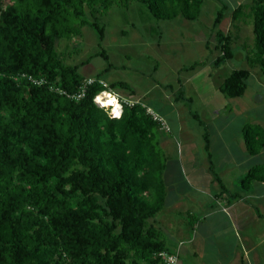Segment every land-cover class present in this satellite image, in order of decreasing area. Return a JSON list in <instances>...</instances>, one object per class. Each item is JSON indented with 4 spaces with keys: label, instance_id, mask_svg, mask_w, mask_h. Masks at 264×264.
<instances>
[{
    "label": "trees",
    "instance_id": "1",
    "mask_svg": "<svg viewBox=\"0 0 264 264\" xmlns=\"http://www.w3.org/2000/svg\"><path fill=\"white\" fill-rule=\"evenodd\" d=\"M131 1L142 6L148 21L161 22L195 21L203 4L0 0V264H160L158 254L169 251L154 223L166 200L165 164L153 144L155 134L163 131L160 124L141 102L123 105L120 118H113L93 101L103 90L96 81L78 100L56 90L78 91L87 78L79 69L91 57L68 63L58 42L80 37L90 27L101 46L110 8L127 9ZM225 9L224 4L212 25L214 67L233 57L241 32L237 23L249 20L252 25L251 44H242L248 68L232 70L218 88L223 96L238 98L250 69L258 67L264 78V0L239 3L230 15L233 31L218 27ZM95 55L107 59L103 50ZM199 64L181 69L191 71ZM22 73L43 82L14 79ZM101 74L92 78L103 79ZM108 85L128 88L123 82ZM182 96L179 90L174 99ZM248 126L242 127L241 137L247 152L256 155L264 146V129ZM203 140L210 158L207 130ZM212 173L219 195L228 193ZM262 180L264 165L253 166L240 180L241 191L228 195L236 198Z\"/></svg>",
    "mask_w": 264,
    "mask_h": 264
},
{
    "label": "rangeland",
    "instance_id": "2",
    "mask_svg": "<svg viewBox=\"0 0 264 264\" xmlns=\"http://www.w3.org/2000/svg\"><path fill=\"white\" fill-rule=\"evenodd\" d=\"M245 1L203 0L197 20L177 18L163 22L148 21L147 12L137 1H131L127 9L113 5L107 14L101 46L90 27H84L80 37L62 39L57 44L58 52L68 63L79 64L91 56L80 67L81 74L96 77L102 73L107 83H125L128 88L114 90L125 97L132 90L131 100L141 102L165 120L169 131L155 134L153 144L163 157L164 173L170 182H190V176L193 178L197 171L217 173L220 168L215 164L227 154H232V160L226 166H236L242 161L236 150L242 127L249 124V128L264 129V78L258 67L250 69L243 96L228 98L218 90L232 70L248 68L242 44H251L253 39L249 20L237 23L241 32L232 47L233 57L218 67L213 64L217 56L212 31L216 12L226 5L218 27L233 31L231 11ZM101 50L107 59L95 55ZM193 62L200 64L191 71L181 69ZM179 90L183 96L175 100ZM205 130L211 132L213 140L210 158L204 149ZM234 186L230 188L234 190ZM164 212L172 213L173 208L162 210L154 218L156 222ZM182 218L188 220L186 216ZM156 226L165 244L173 240L174 231Z\"/></svg>",
    "mask_w": 264,
    "mask_h": 264
},
{
    "label": "crops",
    "instance_id": "3",
    "mask_svg": "<svg viewBox=\"0 0 264 264\" xmlns=\"http://www.w3.org/2000/svg\"><path fill=\"white\" fill-rule=\"evenodd\" d=\"M211 139L210 135V145ZM237 147L242 156L239 164L226 166L232 154L215 164L228 193L240 192V180L249 169L264 165V146L259 154L250 155L241 137ZM202 173L197 171L190 182L180 183L170 182L164 173L163 210L172 207L173 212H164L154 221L175 233L166 248L179 251L178 264H264V180L232 198L228 193L219 195L220 186L212 173Z\"/></svg>",
    "mask_w": 264,
    "mask_h": 264
},
{
    "label": "built area",
    "instance_id": "4",
    "mask_svg": "<svg viewBox=\"0 0 264 264\" xmlns=\"http://www.w3.org/2000/svg\"><path fill=\"white\" fill-rule=\"evenodd\" d=\"M14 79L15 80H26L27 82H30V83H32L34 85H39V84H41L43 82L42 79H37V78H35V77L31 76V75L25 74V73H22L20 76L14 77ZM95 81L98 82L103 87V90H101L100 92L113 90L112 88L109 87L108 83L106 81H104L103 79H99L98 80V79H95V78H92V77H87L82 82V84L80 85V88H79L78 91H75V92H72V93H65L63 90H60V89H56V90L58 92H60V93L66 94L68 97H71V98H74V99L78 100V99H81V98L84 97L85 92H86V87L88 85L94 83ZM116 93H118V92H116ZM98 94H96L95 97ZM118 95H119V98H120L119 102L121 103L122 108H123V105L133 106L137 102V101L131 100V98L124 97V96H122L119 93H118ZM95 97L93 99L94 103L100 108L108 109L109 112L113 115L112 107L111 106H102L99 102H97L95 100ZM146 113L149 114L154 121H156V122H158L160 124V129L165 130V131H169L168 125H166L165 120L158 113H156L154 110H152L149 107L146 108ZM158 255H159V258H160V264H178V261H179V251L178 250H175V251H172V252H170V251H161Z\"/></svg>",
    "mask_w": 264,
    "mask_h": 264
},
{
    "label": "clouds",
    "instance_id": "5",
    "mask_svg": "<svg viewBox=\"0 0 264 264\" xmlns=\"http://www.w3.org/2000/svg\"><path fill=\"white\" fill-rule=\"evenodd\" d=\"M107 98V99H105ZM119 95L114 90L102 91L96 97L95 100L102 106H111L113 110V118H120L122 115V105L119 102Z\"/></svg>",
    "mask_w": 264,
    "mask_h": 264
},
{
    "label": "bare ground",
    "instance_id": "6",
    "mask_svg": "<svg viewBox=\"0 0 264 264\" xmlns=\"http://www.w3.org/2000/svg\"><path fill=\"white\" fill-rule=\"evenodd\" d=\"M105 99H107V98H105Z\"/></svg>",
    "mask_w": 264,
    "mask_h": 264
}]
</instances>
